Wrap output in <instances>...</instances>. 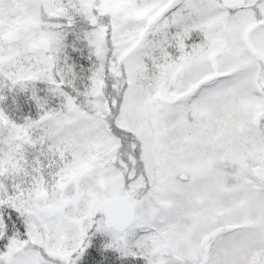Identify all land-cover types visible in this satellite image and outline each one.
Listing matches in <instances>:
<instances>
[{
  "label": "snow or ice",
  "instance_id": "1",
  "mask_svg": "<svg viewBox=\"0 0 264 264\" xmlns=\"http://www.w3.org/2000/svg\"><path fill=\"white\" fill-rule=\"evenodd\" d=\"M0 264H264V0H0Z\"/></svg>",
  "mask_w": 264,
  "mask_h": 264
}]
</instances>
